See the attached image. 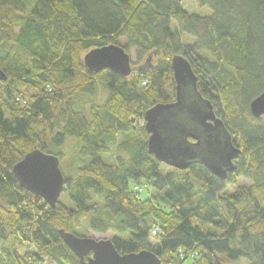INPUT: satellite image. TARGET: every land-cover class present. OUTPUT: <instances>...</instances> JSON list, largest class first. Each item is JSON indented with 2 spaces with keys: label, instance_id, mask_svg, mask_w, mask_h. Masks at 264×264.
<instances>
[{
  "label": "trees",
  "instance_id": "trees-1",
  "mask_svg": "<svg viewBox=\"0 0 264 264\" xmlns=\"http://www.w3.org/2000/svg\"><path fill=\"white\" fill-rule=\"evenodd\" d=\"M185 1L35 0L28 10L24 0H0V264H80L59 231L79 237L83 220L114 234L118 252L149 251L160 264H264V116L249 108L264 93V0H195L205 16ZM109 45L134 52L128 76L84 66L85 54ZM178 55L240 151L225 181L148 153L138 122L175 101ZM67 138L79 141L81 165L71 162L65 203L51 208L12 169L34 149L61 163Z\"/></svg>",
  "mask_w": 264,
  "mask_h": 264
},
{
  "label": "water",
  "instance_id": "water-1",
  "mask_svg": "<svg viewBox=\"0 0 264 264\" xmlns=\"http://www.w3.org/2000/svg\"><path fill=\"white\" fill-rule=\"evenodd\" d=\"M84 66L94 73L109 70L119 76L131 71L130 55L121 46L109 45L89 51ZM171 70L175 81V101L156 104L143 116L148 134V153L170 168L186 170L200 164L212 175L225 181L235 169L240 151L232 144L223 121L216 117L212 104L196 89V76L183 56H174ZM0 71V82L6 81ZM254 118L264 116V93L250 103ZM18 185L54 208L65 188L59 158L39 149L28 152L12 169ZM65 246L80 264H160L149 251L122 254L112 241L77 237L59 231Z\"/></svg>",
  "mask_w": 264,
  "mask_h": 264
},
{
  "label": "rangeland",
  "instance_id": "rangeland-1",
  "mask_svg": "<svg viewBox=\"0 0 264 264\" xmlns=\"http://www.w3.org/2000/svg\"><path fill=\"white\" fill-rule=\"evenodd\" d=\"M25 3H26V6H27V9L28 10H31V8L33 7V3L35 0H31V2L29 0H24ZM182 8L184 10H186L187 12L189 13H193V14H197V15H200V16H205V15H209L210 14V11L207 9V8H199L196 4V1L195 0H186L183 5H182ZM183 39H186L184 40V43L187 44V45H191L192 42H193V39H191L190 37L188 36H183ZM121 46L124 45V43H120ZM130 55V62H131V68H135L137 67V63H136V59H135V55H134V52L133 51H130L129 53ZM25 96L27 97L29 93H31V90H27V89H24V92ZM105 98V93H100L98 95V97L96 98V100H92L93 102H96V103H100L103 101V99ZM81 102H84V99H81L80 100ZM85 103V102H84ZM82 104V107H81V110L84 112L85 115H87V111H88V102H86L85 104ZM218 110L219 107H217ZM80 148V143L77 139L75 138H67L66 142H65V145L63 147V152H64V155H65V158L63 161H61L60 163V169L62 170V174L63 176L65 177H69V178H73V174L75 176V171L74 173L72 171L68 172L67 171V168H69L71 166V162L74 160V165L76 164V166H79L81 165L79 162V160L77 159V153H78V150ZM110 161L112 160V157H109L108 158ZM79 163V164H77ZM239 182L241 184H244V185H248L250 184L248 181L240 178L239 179ZM228 190H231V188H228ZM152 192V189L150 187H147V190H145L142 194H141V198L142 199H146L148 197H150ZM65 196H66V193L63 192L60 197H59V201L62 200L63 203H65ZM64 199V200H63ZM97 208L100 209V204L98 203L97 204ZM92 217V214H89L88 218ZM82 228L79 229L78 231H76V234L79 236V237H88V238H94L96 240H101V239H108V240H111L113 237H114V234L108 232L107 234L105 235H100V234H96V233H93L92 231H90L88 229V220H83L82 221ZM152 243L153 240L151 241ZM227 264H243V263H240L238 261H231V260H227ZM241 262H244V264H247L245 261H241Z\"/></svg>",
  "mask_w": 264,
  "mask_h": 264
},
{
  "label": "built area",
  "instance_id": "built-area-1",
  "mask_svg": "<svg viewBox=\"0 0 264 264\" xmlns=\"http://www.w3.org/2000/svg\"><path fill=\"white\" fill-rule=\"evenodd\" d=\"M138 123H139L140 127H144V125H145L143 118L140 119V121ZM153 234H155V231H153Z\"/></svg>",
  "mask_w": 264,
  "mask_h": 264
}]
</instances>
